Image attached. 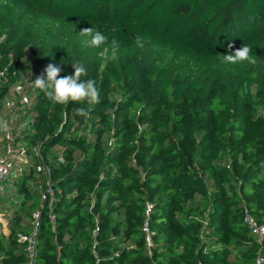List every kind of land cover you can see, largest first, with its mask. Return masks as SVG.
Masks as SVG:
<instances>
[{
  "label": "trees",
  "instance_id": "1",
  "mask_svg": "<svg viewBox=\"0 0 264 264\" xmlns=\"http://www.w3.org/2000/svg\"><path fill=\"white\" fill-rule=\"evenodd\" d=\"M92 26L106 44L82 45L79 32ZM113 38L117 59L101 72ZM229 43L232 51L249 45L256 63L221 62ZM75 61L87 68L81 80L96 81L99 104L55 103L34 86L49 63L62 77L74 75ZM19 82L33 95L15 118L24 122L14 131L22 157L0 197L21 200L0 209L9 228L0 229V264L264 257V235L244 219L247 209L264 224V0H0L4 154L2 125L15 113L6 102ZM78 107L89 116L76 115ZM42 162L53 200L41 210L30 256L18 233L31 231L48 187Z\"/></svg>",
  "mask_w": 264,
  "mask_h": 264
},
{
  "label": "clouds",
  "instance_id": "2",
  "mask_svg": "<svg viewBox=\"0 0 264 264\" xmlns=\"http://www.w3.org/2000/svg\"><path fill=\"white\" fill-rule=\"evenodd\" d=\"M79 35L84 37L82 45L84 47L98 48L108 42V37L100 30L92 27H87L79 32ZM136 44L143 47V37L137 35ZM234 44H228L229 54L221 55V62L223 63H242L249 62L256 63V59L251 55L252 48L249 45H241L232 51ZM112 55L105 57L104 62L100 64V71L103 72L107 67L108 60L117 59V51L119 49V42L113 38L111 40ZM74 75L60 76L61 68L53 63H49L43 70V73L36 77L33 82L34 86L41 90L45 96L59 104H68L69 102H76L88 106H94L101 102L100 92L96 86V81L93 79L81 80L82 76H87L86 66L78 61L73 63ZM78 116L87 118L89 110L85 107H78L75 109Z\"/></svg>",
  "mask_w": 264,
  "mask_h": 264
},
{
  "label": "built area",
  "instance_id": "3",
  "mask_svg": "<svg viewBox=\"0 0 264 264\" xmlns=\"http://www.w3.org/2000/svg\"><path fill=\"white\" fill-rule=\"evenodd\" d=\"M14 93L17 98L7 100L6 105L14 109L15 112L21 111L24 107L28 106L31 102V94L24 90V83H17L14 86ZM15 113L10 116V119H7L3 124V131L6 140V153L0 157V196L6 189V179L9 176L11 170L15 167L14 158L16 148L14 146V128L12 126L13 120H15ZM38 171H40L47 179L48 187L46 191L42 193L40 206L32 212V228L29 233L20 232L18 233L19 240L26 243V249L29 252L30 256L34 254V248L37 241V233L40 226L41 219V210L45 206L46 202H49V205L53 200V190L50 186V168L47 167L43 162L38 165ZM151 205H148L147 212L150 210ZM6 219L5 213L0 211V221L3 222ZM51 219L54 220V216H51ZM244 219L252 232L258 237L264 235V224H258L251 213L245 209ZM143 230L147 233L146 241L148 246V252H151L152 240L149 235V229L147 223L144 224ZM96 255V253H94ZM255 264H264V257L261 254H258L255 260Z\"/></svg>",
  "mask_w": 264,
  "mask_h": 264
},
{
  "label": "crops",
  "instance_id": "4",
  "mask_svg": "<svg viewBox=\"0 0 264 264\" xmlns=\"http://www.w3.org/2000/svg\"><path fill=\"white\" fill-rule=\"evenodd\" d=\"M17 157H22V155L18 154ZM16 167L21 169L23 167V165L19 163L16 165ZM12 174L13 175L17 174V170L15 172H13ZM8 179H10V177H8ZM6 185H8V183H6ZM19 200H21V198H19L18 196H14L10 200H4V201L2 200V197H0V209H4L8 206H12L13 204H16ZM0 224H1L0 229L5 231L6 233H9L7 218L3 222L0 221Z\"/></svg>",
  "mask_w": 264,
  "mask_h": 264
},
{
  "label": "rangeland",
  "instance_id": "5",
  "mask_svg": "<svg viewBox=\"0 0 264 264\" xmlns=\"http://www.w3.org/2000/svg\"><path fill=\"white\" fill-rule=\"evenodd\" d=\"M32 94V93H31ZM33 95V94H32ZM17 112H15V116H13V117H15L16 118V116H17ZM9 119V118H8ZM23 121L20 123V121L19 122H16V120H13V122H12V126H13V128H14V131L15 132H20L21 131V129L24 127V125H23ZM3 126V125H2ZM2 128H1V124H0V139L2 138ZM55 151H56V153H60V151H61V148L60 147H57L56 149H55ZM4 154V150H3V141H0V157L2 156ZM19 154V153H18ZM17 154V152H15V155H18ZM16 170H14L13 172H15ZM12 172V173H13ZM12 173L9 175V177L10 178H13L12 176ZM42 182H44L42 179H39V182H38V184H40V183H42ZM12 194H13V196H16L15 195V193H13L12 192Z\"/></svg>",
  "mask_w": 264,
  "mask_h": 264
}]
</instances>
